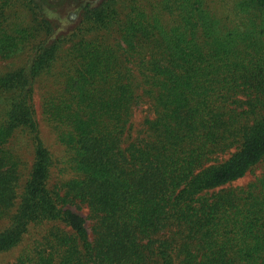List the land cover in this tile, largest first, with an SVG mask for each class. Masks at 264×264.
<instances>
[{
	"label": "trees",
	"instance_id": "16d2710c",
	"mask_svg": "<svg viewBox=\"0 0 264 264\" xmlns=\"http://www.w3.org/2000/svg\"><path fill=\"white\" fill-rule=\"evenodd\" d=\"M70 1L0 0V255L264 264V0Z\"/></svg>",
	"mask_w": 264,
	"mask_h": 264
},
{
	"label": "rangeland",
	"instance_id": "374dc122",
	"mask_svg": "<svg viewBox=\"0 0 264 264\" xmlns=\"http://www.w3.org/2000/svg\"><path fill=\"white\" fill-rule=\"evenodd\" d=\"M72 4L74 3L73 0L70 1ZM60 10V9H59ZM56 15L62 17V23L63 26H68L69 25V20H68V15L66 13H62L61 10L59 13H57ZM67 29V28H66ZM27 60V58L25 56H19L13 59H8V60H3L0 59V72L3 71H7L13 68H16L20 65H22L25 61ZM47 88L45 86L44 83H39L37 85V90H36V103H38V107H40L41 109V101H42V96H43V91H46ZM138 115L136 117L137 122L139 123L142 121V117H143V113L141 111V106H139L138 108ZM43 118V117H42ZM42 131H43V137L46 140V142L52 147V149H54L53 151L58 153H61V148L58 145H55V137L54 134L52 133L51 129L49 128V126L46 124V122L44 121L42 124ZM58 146V149H57ZM23 148V152L26 153L28 155V160H29V165L31 164V153H29V148H27L26 146H22ZM264 167H259L256 168V170L254 172L248 173L245 177H242L241 179L235 181L233 184L234 185H246L248 184L250 181H252L255 178V175L257 173H262ZM71 208H73L75 211L79 212L80 214H82L86 219H87V227L89 228V230L91 231V225H92V221L88 218V208L85 205L82 204H73L71 205ZM19 254V248L16 249L15 251H12L10 253L4 254V255H0V264H11L15 258L18 256Z\"/></svg>",
	"mask_w": 264,
	"mask_h": 264
}]
</instances>
